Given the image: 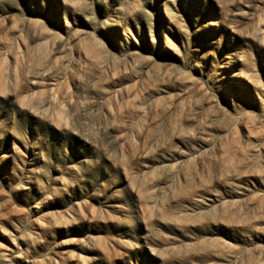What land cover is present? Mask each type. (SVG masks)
<instances>
[{"label":"rangeland","instance_id":"1","mask_svg":"<svg viewBox=\"0 0 264 264\" xmlns=\"http://www.w3.org/2000/svg\"><path fill=\"white\" fill-rule=\"evenodd\" d=\"M0 264H264V0H0Z\"/></svg>","mask_w":264,"mask_h":264}]
</instances>
